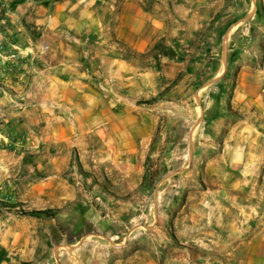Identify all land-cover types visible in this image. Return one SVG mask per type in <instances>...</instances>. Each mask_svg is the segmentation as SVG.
<instances>
[{"label": "crops", "instance_id": "0c3cea01", "mask_svg": "<svg viewBox=\"0 0 264 264\" xmlns=\"http://www.w3.org/2000/svg\"><path fill=\"white\" fill-rule=\"evenodd\" d=\"M100 1H2L4 12L13 21L21 20L15 46L26 58L30 79L23 89L28 99L22 109L0 98V111L8 122L2 132L16 131L55 152L54 166L43 173L39 169L42 176L32 187L27 183V191L37 210L45 206L60 210L53 227L43 218L35 219L34 226L30 225L34 220H28L21 231L23 246L34 248L29 252L35 254L44 248L35 243V235L47 237L56 230L61 235L58 249L78 252L91 239V253L97 255L90 264H264V89L254 93L248 117L238 121L226 138V165L214 160L204 169L216 176L243 174L245 180L230 182L220 177L226 183L214 184L209 195L201 190L189 194L184 205L188 208L177 217L180 224L171 235V219L166 229L154 213L150 235L137 233L145 237L149 249H132L140 244L131 236L136 232L132 225L136 214L129 219L123 215L126 208L143 204L147 197L143 166L156 117L138 101L153 88V73L140 70L120 52L89 50L88 58L84 41L96 36V46L102 47L106 40L115 39L144 53L154 43L147 29L152 26L155 34L159 31L162 11L158 6L148 9L143 0H110L105 9ZM104 10L111 20L107 21ZM40 157L48 158L47 154ZM72 157L86 177L77 183L67 174ZM159 188L157 183L153 190L156 206ZM126 220L135 230L124 234L128 243L117 250L140 259L150 254V259L136 262L129 256L125 262L110 261L118 252L114 249L117 229ZM80 237H87L82 244ZM175 239L183 247V260L175 255L180 250ZM45 264L64 263L55 258Z\"/></svg>", "mask_w": 264, "mask_h": 264}, {"label": "rangeland", "instance_id": "374dc122", "mask_svg": "<svg viewBox=\"0 0 264 264\" xmlns=\"http://www.w3.org/2000/svg\"><path fill=\"white\" fill-rule=\"evenodd\" d=\"M2 1L0 98L22 109L28 99L23 89L30 79L26 58L15 46L19 44L21 20L13 21V16L4 12ZM143 1L148 9L158 6L162 11L159 31L155 34L152 26L147 29L154 38L147 51L138 53L115 39L106 40L102 47L96 46V36L86 39L84 46L88 58L91 55L89 50L93 53L98 49L120 52L140 70L153 73V88L138 101L143 108H151L156 117L152 143L143 166L147 197L143 204L126 208L128 210L123 215L136 214L137 220L132 224L136 225V232L131 236L133 242L140 244H135L132 249L147 251L150 246L145 237L137 233L141 231L150 235L149 226L154 213L159 215V222L166 229L168 217L171 219L168 225L171 235L178 230L177 217L188 208L184 205L189 194L201 190L209 195V188L214 184L234 182L239 178L245 180L243 174L216 176L205 173L204 169L214 160L226 165L224 142L234 125L248 117V110L252 107L249 102H252L254 93L264 89V0ZM109 2L102 0L99 6L105 9ZM104 16L107 21L111 20L112 15L105 10ZM7 123L0 111V264H45L55 258L64 264L95 262L97 254L91 253V239L88 238L86 246L78 252L66 247L58 249L55 246L59 245L61 235L56 230L47 237L35 235V243L44 246L35 254L29 252L34 248L23 246L21 231L28 220H34L30 223L34 226L38 223L35 219L43 218L53 227L56 213L60 212L51 206L37 210L39 207L32 206L34 200L27 191L42 176L39 169L43 173L44 168L49 171L54 166L55 152L16 131L2 132ZM45 154L48 158L40 157ZM261 170L264 174V164ZM67 174L76 183L86 179L74 157ZM220 177L228 180L220 182ZM27 183H30L29 187ZM157 183L160 188L156 206L153 190ZM125 223L117 229L116 250L128 243L124 234L129 235L135 230L128 227V220ZM85 238L80 239L81 244ZM66 240L71 238L66 237ZM178 242L175 239L176 247L180 248L175 255L183 260L185 254H182L183 247ZM117 251L110 261L125 262L127 257L134 256L138 262L152 256L142 254L140 259L138 255ZM191 257L197 258L198 255L191 254Z\"/></svg>", "mask_w": 264, "mask_h": 264}, {"label": "trees", "instance_id": "16d2710c", "mask_svg": "<svg viewBox=\"0 0 264 264\" xmlns=\"http://www.w3.org/2000/svg\"><path fill=\"white\" fill-rule=\"evenodd\" d=\"M28 214V213H27ZM30 214H33V213H30Z\"/></svg>", "mask_w": 264, "mask_h": 264}, {"label": "built area", "instance_id": "2783aa9c", "mask_svg": "<svg viewBox=\"0 0 264 264\" xmlns=\"http://www.w3.org/2000/svg\"><path fill=\"white\" fill-rule=\"evenodd\" d=\"M0 1H2V0H0Z\"/></svg>", "mask_w": 264, "mask_h": 264}]
</instances>
